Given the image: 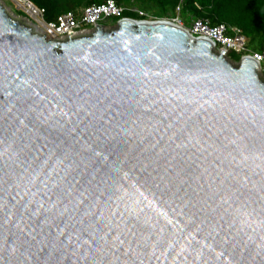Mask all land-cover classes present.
<instances>
[{
    "label": "water",
    "instance_id": "water-1",
    "mask_svg": "<svg viewBox=\"0 0 264 264\" xmlns=\"http://www.w3.org/2000/svg\"><path fill=\"white\" fill-rule=\"evenodd\" d=\"M0 264H264V79L162 20L47 40L0 5Z\"/></svg>",
    "mask_w": 264,
    "mask_h": 264
},
{
    "label": "trees",
    "instance_id": "trees-1",
    "mask_svg": "<svg viewBox=\"0 0 264 264\" xmlns=\"http://www.w3.org/2000/svg\"><path fill=\"white\" fill-rule=\"evenodd\" d=\"M36 9L42 11L45 22H55L62 14L80 12L92 5L104 4L108 0H24ZM117 6L126 10L125 18L144 20L179 19L183 15L184 24L190 27L197 19L206 20L211 26L224 25L236 28L246 39L247 50L251 53H264V0H113ZM130 9L144 14L128 12ZM18 15L24 16L20 11ZM170 14H175L169 16ZM177 16V17H175ZM180 21V20H179ZM182 23V21H180ZM115 24V21H109ZM183 25V23H182ZM184 26V25H183ZM185 27V26H184ZM185 27V28H187ZM241 54L229 53L226 58L231 63H237Z\"/></svg>",
    "mask_w": 264,
    "mask_h": 264
},
{
    "label": "built area",
    "instance_id": "built-area-1",
    "mask_svg": "<svg viewBox=\"0 0 264 264\" xmlns=\"http://www.w3.org/2000/svg\"><path fill=\"white\" fill-rule=\"evenodd\" d=\"M21 5L28 18L32 19L34 30L40 29V35L47 40H65L85 36L88 30H94L99 24L108 19H121L124 11L123 7L117 6L113 0H108L104 4L92 5L83 9L80 15L73 12L62 14L56 18L55 22H45L42 11L34 8L24 0H13ZM128 12H137L130 9ZM139 17L145 15L137 12ZM171 23L181 27L193 37H200L209 41L215 52H223L225 57L234 52L241 54V57H250L259 66V74L264 79V53L256 54L248 52L246 39L236 28H227L224 25L211 26L206 20L197 19L190 27L185 28L178 19L171 20Z\"/></svg>",
    "mask_w": 264,
    "mask_h": 264
},
{
    "label": "rangeland",
    "instance_id": "rangeland-1",
    "mask_svg": "<svg viewBox=\"0 0 264 264\" xmlns=\"http://www.w3.org/2000/svg\"><path fill=\"white\" fill-rule=\"evenodd\" d=\"M0 5L3 7V9L5 10V12L7 13L8 16H10L12 19L14 20H17L19 23L25 25V26H28V23L30 24L29 21H27L26 17H27V14L25 13L24 9L22 8L21 5H18L16 4L13 0H0ZM16 11H20L22 13H24L26 16H21V15H18L19 13H17ZM172 15H175V14H170L169 16H172ZM177 17V16H175ZM28 18V17H27ZM179 20L182 21L183 25L185 27H187L185 24H184V21H183V15H179L178 16ZM31 21L32 19L29 18ZM176 19V18H175ZM110 20V19H109ZM109 20L107 21H103L99 24V28L103 29V30H109V29H112L114 28V24H110L109 23ZM147 20H151V21H154V19L152 18H147ZM163 21H166V22H170L171 20H163ZM28 22V23H27ZM171 23V22H170ZM31 27V26H30ZM29 27V28H30ZM34 29V27H31L30 29ZM188 28V27H187ZM37 29V28H36ZM39 32H41L42 30L40 29H37ZM93 30H88L85 35H88L90 33H92ZM247 46V44H246Z\"/></svg>",
    "mask_w": 264,
    "mask_h": 264
},
{
    "label": "clouds",
    "instance_id": "clouds-1",
    "mask_svg": "<svg viewBox=\"0 0 264 264\" xmlns=\"http://www.w3.org/2000/svg\"><path fill=\"white\" fill-rule=\"evenodd\" d=\"M34 8H35V7H34ZM23 14H24V13H23ZM24 16H26V15L24 14ZM26 19H27V21L30 22V24L27 22V23H28V26H26V27H28V28H29L30 26L33 27V25H32L33 22H32L29 18H27V17H26ZM43 19H44V18H43ZM123 19H131V20H134V21H142V20H135V19H132V18H125L124 16H122L121 19H110V20L108 19V20H109V21H115V24H116L119 20H123ZM176 19H177V18H176ZM144 20H147V19H144ZM144 20H143V21H144ZM178 20H179V19H178ZM105 21H107V20H105ZM148 21H151V20H148ZM162 21H163V20H162ZM170 22H171V21H170ZM170 22H169V23H170ZM115 24H114V26H115ZM31 27H30V28H31ZM31 31H32L33 33L37 34V35H40V34H39L38 32H36L33 28L31 29Z\"/></svg>",
    "mask_w": 264,
    "mask_h": 264
},
{
    "label": "bare ground",
    "instance_id": "bare-ground-1",
    "mask_svg": "<svg viewBox=\"0 0 264 264\" xmlns=\"http://www.w3.org/2000/svg\"><path fill=\"white\" fill-rule=\"evenodd\" d=\"M37 30V29H36ZM38 31V30H37ZM39 32V31H38Z\"/></svg>",
    "mask_w": 264,
    "mask_h": 264
}]
</instances>
